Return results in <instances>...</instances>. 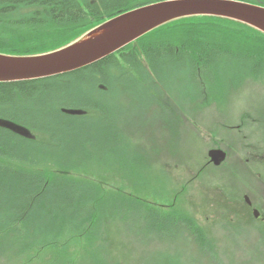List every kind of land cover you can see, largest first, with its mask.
Masks as SVG:
<instances>
[{
    "label": "trees",
    "instance_id": "obj_1",
    "mask_svg": "<svg viewBox=\"0 0 264 264\" xmlns=\"http://www.w3.org/2000/svg\"><path fill=\"white\" fill-rule=\"evenodd\" d=\"M160 1L165 0H0V53L49 52L122 12ZM257 35L263 39L255 38ZM226 60L243 65L248 72L264 70V34L228 19L191 17L166 24L116 54L75 72L41 80L0 83V117L31 128L34 135L36 128L41 129L45 138H51L45 144L37 136L28 140L0 128V255L10 250L17 259L23 257L24 264H148V258L128 256L123 249H130L132 244L114 234L116 221L125 226L129 220L139 225L140 233L147 234L149 240L159 239L163 232L172 241L179 230L183 241L190 235L197 237L193 240L196 251L203 253L206 246L209 248L210 240L203 228L174 207L120 194L121 191L107 187L109 180L69 178L67 169L28 173L21 163L18 168L10 167L7 157L16 156L15 146L27 147L24 144H42L44 149L62 147L63 141L58 143L54 130L70 120H67L70 116L61 112L67 97L74 98L71 106L92 111L76 119L105 111L84 105L88 100L77 98L75 90L79 88L85 95L89 91L97 95L99 83H113L120 76L128 81L126 85H132L133 71L148 81L150 74L157 80L165 71L180 73L183 69L185 76L195 80L199 69L213 75L216 65ZM145 67L149 73L140 71ZM91 96L94 95L88 98L93 99ZM32 106L47 110L45 116L33 115ZM98 120L92 119L94 126L102 123ZM80 122L84 121L74 124ZM77 137L83 142H93L92 137ZM77 153L78 150L74 155ZM112 153H117L116 149ZM11 184L18 186L19 192L12 190ZM8 196L13 198L10 208L5 201ZM1 202L5 204L2 206ZM4 208H8V216ZM6 240L12 243L11 247H2Z\"/></svg>",
    "mask_w": 264,
    "mask_h": 264
},
{
    "label": "rangeland",
    "instance_id": "obj_2",
    "mask_svg": "<svg viewBox=\"0 0 264 264\" xmlns=\"http://www.w3.org/2000/svg\"><path fill=\"white\" fill-rule=\"evenodd\" d=\"M239 1L264 4L260 0ZM255 38L263 39L262 35ZM215 68L213 75L199 69L195 80L185 76L183 69L180 73L165 71L157 80L150 74L148 81L133 71L130 75L134 84L126 85L128 81L120 76L113 83H99L97 95L90 91L85 95L79 88L75 93L78 99L88 100L84 105L105 111L81 118L84 120L67 117L70 120L65 121L66 125L57 130L52 128L58 143L63 141L62 147L15 146L16 156L7 157L10 167L18 168L21 163L28 173L67 169L69 178L109 180L107 187L121 191L120 194L145 198L188 215L210 240L209 248L206 246L202 253L196 251L193 242L197 237L190 235L183 241L179 230L173 240L180 245L168 240L163 232L159 239L149 240L134 221L125 224L126 231L116 221V237L132 244L130 249L126 246L123 250L128 251V256L148 258V264H264V226L228 221L233 217L232 212L226 213L228 199L224 191L250 186L251 190L245 192L259 194L264 199L256 189L264 190V158L247 150L255 148L259 140L256 128L264 110V70L248 72L243 65L227 60ZM140 71L150 72L148 67ZM90 95H94L91 96L94 100L88 98ZM73 101L72 96L67 97L65 107L82 108L71 106ZM46 111L38 106L30 110L40 117ZM94 117L102 123L94 126ZM75 121L84 122L74 124ZM38 128L43 127L38 125ZM34 132L38 141L50 142L51 138H45L41 129ZM78 135L83 139L92 137L93 142H83ZM216 148L224 149L229 158L220 168L208 164V152ZM115 149L117 153L113 154ZM76 150L78 153L74 155ZM247 158H251L248 163ZM10 186L19 192L18 186ZM12 199L8 196L5 200L8 208ZM8 208L3 209L7 216ZM11 246L8 240L2 245ZM14 256L10 250L1 253L0 264H24L23 257Z\"/></svg>",
    "mask_w": 264,
    "mask_h": 264
},
{
    "label": "water",
    "instance_id": "obj_3",
    "mask_svg": "<svg viewBox=\"0 0 264 264\" xmlns=\"http://www.w3.org/2000/svg\"><path fill=\"white\" fill-rule=\"evenodd\" d=\"M191 17L229 19L264 34V6L260 4L239 0H165L122 12L50 52L0 53V83L41 80L75 72L115 54L166 24ZM62 111L73 116L85 113L70 108ZM0 127L33 138L28 128L7 119L0 118ZM209 157L220 166L227 154L222 149H212Z\"/></svg>",
    "mask_w": 264,
    "mask_h": 264
},
{
    "label": "flooded vegetation",
    "instance_id": "obj_4",
    "mask_svg": "<svg viewBox=\"0 0 264 264\" xmlns=\"http://www.w3.org/2000/svg\"><path fill=\"white\" fill-rule=\"evenodd\" d=\"M256 130L259 136V140L256 142L255 145L256 147L252 148L251 150L250 149L247 150L248 152H252V155L257 154V156L264 158V110L262 111L261 115L257 120ZM250 160L251 158H249V160L247 158L246 162L248 163L250 162ZM239 161L243 164V160H239ZM208 164L211 165L209 161ZM223 165H225V163ZM253 165L254 167H256L255 163ZM256 169H258V167H256ZM249 174L253 175L252 173ZM256 189L264 197V190L262 188H256ZM221 190L223 191L224 189ZM246 190L248 191L251 190L250 186H246L242 189L232 192H226V190H224L228 199V202L226 204V210H227L226 213L232 212V217H233V218H229L228 221L231 222V221L240 220L247 224H256L258 226H264V209H263L264 199H262V197L259 194L250 195L248 192H245ZM239 208L241 209L240 212L238 211Z\"/></svg>",
    "mask_w": 264,
    "mask_h": 264
}]
</instances>
